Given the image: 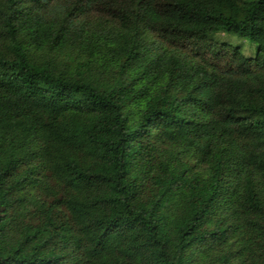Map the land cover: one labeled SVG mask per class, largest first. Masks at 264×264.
<instances>
[{
  "label": "trees",
  "instance_id": "1",
  "mask_svg": "<svg viewBox=\"0 0 264 264\" xmlns=\"http://www.w3.org/2000/svg\"><path fill=\"white\" fill-rule=\"evenodd\" d=\"M160 1L0 0V264H264V60Z\"/></svg>",
  "mask_w": 264,
  "mask_h": 264
},
{
  "label": "rangeland",
  "instance_id": "2",
  "mask_svg": "<svg viewBox=\"0 0 264 264\" xmlns=\"http://www.w3.org/2000/svg\"><path fill=\"white\" fill-rule=\"evenodd\" d=\"M159 5L188 14L190 21L187 24L163 25V29L179 43L217 46L221 53L227 43L225 56L228 60L238 56L239 51V56L264 60V9L252 19L248 9L234 1L161 0ZM220 18L233 23V29H224Z\"/></svg>",
  "mask_w": 264,
  "mask_h": 264
}]
</instances>
